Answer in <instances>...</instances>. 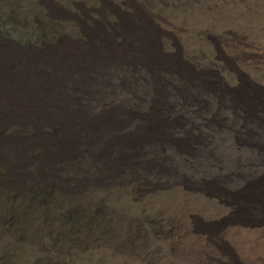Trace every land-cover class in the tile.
<instances>
[{"label": "rangeland", "instance_id": "obj_1", "mask_svg": "<svg viewBox=\"0 0 264 264\" xmlns=\"http://www.w3.org/2000/svg\"><path fill=\"white\" fill-rule=\"evenodd\" d=\"M261 103L264 0H0V264H264Z\"/></svg>", "mask_w": 264, "mask_h": 264}, {"label": "bare ground", "instance_id": "obj_2", "mask_svg": "<svg viewBox=\"0 0 264 264\" xmlns=\"http://www.w3.org/2000/svg\"><path fill=\"white\" fill-rule=\"evenodd\" d=\"M144 56H146V54H144ZM147 56H149V55H147ZM151 57H152V56H150V58H151ZM147 58H148V57H147ZM134 60L136 61V59H134ZM145 60H146V62H149L150 60H154V63H153L154 65H155L156 63H158V61H157L155 58H153V59H145ZM145 60H144V61H145ZM142 62H143V61H142ZM144 63H145V62H144ZM151 63H152V62H151ZM156 65H157V64H156ZM155 67H156V66H155ZM187 80L190 81V80H192V79H187ZM186 82H187V81H186ZM188 84H189V83H188ZM191 84H193L194 86H196V85H195V82H194V83L191 82ZM192 88H193V86H192ZM182 97H183V96H182ZM242 101H244V100H242ZM259 107H260V109H262V111L264 112V103H261ZM263 114H264V113H263ZM254 117H256V116H254ZM260 118H261V116H260ZM258 119H259V118H258ZM261 119H262V118H261ZM261 119L258 120V122H259V124L262 125L263 122L261 121ZM263 124H264V123H263ZM259 126H260V125H259ZM260 129H263V130H264V125H262ZM154 133H155V132H154ZM146 140H147V139H146ZM148 140H149V139H148ZM157 140H158V139H157Z\"/></svg>", "mask_w": 264, "mask_h": 264}, {"label": "trees", "instance_id": "obj_3", "mask_svg": "<svg viewBox=\"0 0 264 264\" xmlns=\"http://www.w3.org/2000/svg\"><path fill=\"white\" fill-rule=\"evenodd\" d=\"M150 152H154V150L153 151H150ZM153 155H155V153H153ZM200 155H203V153H200Z\"/></svg>", "mask_w": 264, "mask_h": 264}]
</instances>
